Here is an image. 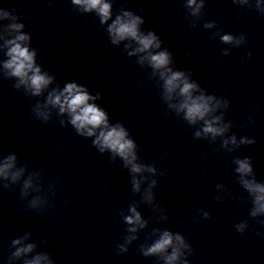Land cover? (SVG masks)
<instances>
[{
    "label": "clouds",
    "instance_id": "obj_1",
    "mask_svg": "<svg viewBox=\"0 0 264 264\" xmlns=\"http://www.w3.org/2000/svg\"><path fill=\"white\" fill-rule=\"evenodd\" d=\"M74 4L83 5L85 11L95 10L101 17V22H107L111 16V5L105 3L104 0H72ZM196 0H189V6L194 5ZM125 16L129 17L127 20H123L117 17L114 22L109 26L108 31L112 36V43L116 44L119 41L126 38H132L138 42L140 45L136 49L137 52H148L146 57L153 68L162 70L161 77L164 79V88L167 93L172 94L179 90V95L183 97V102L180 105L182 110H185V118L192 123L197 120H204L205 116L210 112L208 105V100L203 96L193 97L192 92L196 88V85L189 83L184 78L183 72H172L168 68L169 54L166 51H160L156 54H152L150 49L160 48L159 38L152 32L147 35H142L139 33L138 26L144 21L138 16H132L131 13L125 12ZM3 17L7 18L8 13H3ZM15 19V18H13ZM210 26V25H206ZM11 28L19 31L23 27L22 24H12ZM29 37L27 35H18L15 40L8 41L11 45L7 51V56L9 59L5 62L4 68L9 70V75L16 77L19 80V84L14 87H19L20 84H24L28 89L31 90L33 96L41 95L42 91L47 88V86L52 82V77L48 76L46 73L41 74V69L35 66V52H30L27 47H23L20 42L27 41ZM233 37L230 35H225L222 40L225 43H230ZM251 55V54H249ZM170 73V74H169ZM100 95L91 96L89 95L87 89L75 82L67 83L63 91L50 93L47 99V103L53 106L59 107L60 114L67 113L70 115V124L75 129V132L80 136L92 137L95 135L97 129L99 135L93 141V144L99 148V151L103 153L106 149L110 150L112 153L121 157L126 165H131L132 172H140L141 168L134 161L136 156L133 152L135 144L131 139H127L128 133L123 127L117 125L115 127H109L107 113L98 107L94 103H89V101H94L100 99ZM208 99H211L209 97ZM39 107V106H37ZM39 118L44 121L48 120V114L42 111H37ZM63 123V122H62ZM205 127L203 132L205 134L220 135L224 129L216 128L212 126L211 121H205ZM197 136L200 133H196ZM244 142V141H242ZM233 143H235V138H233ZM247 143H254V141H247ZM17 157L15 154H10L6 158H3V163L0 165V177L8 179L9 176L13 183L17 182L24 168H19L16 171H11L15 167V161ZM236 163L239 165L237 171L242 174H247L252 172V167L247 159L237 160ZM149 171H154V169H149ZM244 186L252 193H256V203L259 206L258 211H264V186L260 184H255L254 182L244 181ZM31 184V180L25 181L24 188H28ZM5 187H7L5 185ZM138 188L139 185L136 184ZM133 216L126 217L129 224L139 222L140 216L136 212L135 208L131 209ZM205 217H209L208 213L204 214ZM253 216L256 212L252 213ZM264 224V222H261ZM143 227V225H141ZM238 230L242 231V226H238ZM135 231V229H131ZM175 240L181 245L184 244V240L180 235L175 236ZM20 240H13V244H20ZM173 245V236L165 231L161 239L154 243L144 255L159 254L165 252L170 246ZM33 249L32 244H28L26 247L18 248L14 256L19 257L22 253L31 252ZM121 251H127L121 246ZM179 249L173 248L172 255L167 257L168 264H172L178 257ZM47 259V257L37 256L35 260L29 261L28 264H40L41 259ZM185 264H188L185 261Z\"/></svg>",
    "mask_w": 264,
    "mask_h": 264
}]
</instances>
